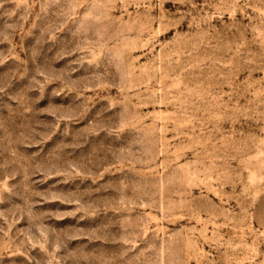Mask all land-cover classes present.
Wrapping results in <instances>:
<instances>
[{
	"label": "rangeland",
	"instance_id": "obj_1",
	"mask_svg": "<svg viewBox=\"0 0 264 264\" xmlns=\"http://www.w3.org/2000/svg\"><path fill=\"white\" fill-rule=\"evenodd\" d=\"M0 264H264V0H0Z\"/></svg>",
	"mask_w": 264,
	"mask_h": 264
}]
</instances>
